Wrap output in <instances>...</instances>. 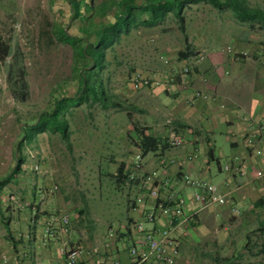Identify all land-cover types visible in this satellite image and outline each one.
I'll use <instances>...</instances> for the list:
<instances>
[{
  "label": "crops",
  "instance_id": "1",
  "mask_svg": "<svg viewBox=\"0 0 264 264\" xmlns=\"http://www.w3.org/2000/svg\"><path fill=\"white\" fill-rule=\"evenodd\" d=\"M252 6L264 9L261 5ZM169 14L174 16V11H169ZM166 19L167 16L153 27L163 25ZM166 31L162 29V32ZM183 32L186 43L183 50L177 52L175 48L174 51L168 48V51L159 52L170 60L166 64L159 56L165 66L159 74L167 78L185 66H190L192 72L185 78H178L170 92L165 87L164 91L151 87L149 89L153 91L144 92V95L152 98L151 112L160 116L155 118L157 123L147 133L161 141L164 136L176 133L183 139L184 146L172 147L162 142L158 151L142 155L143 170L168 180L175 179L180 172H189L215 183L230 199L226 205L203 208L196 221L179 228L182 236L178 264H204L199 255L204 248L210 253L207 264H216L215 258L220 257H232L231 264H264L263 255L258 254L264 242V176L257 175L258 170H264V141L260 146L252 136L256 131L255 125L264 120V68L257 63L252 68L254 62H245L240 54L226 51L232 44L236 52H247L253 47L257 56H264V25L257 24L252 29L247 23L239 34L230 31L225 37L223 33L231 42L227 46L221 43L220 30H215L212 37L200 30V34L191 36L186 27ZM180 51L186 53L180 56ZM198 52L205 54L203 61L194 59ZM195 89L207 91L211 97L197 98L188 103L187 98ZM173 98L182 100L172 101ZM138 153L142 150L137 146L136 152L123 159L122 162L127 161L125 169H132ZM152 153L153 156L147 159ZM159 155L174 158L175 162L162 166ZM190 155L195 157L189 159ZM226 165L229 169L225 168ZM120 183L119 188H127L130 193H135V197L144 192L137 180L132 184L128 180ZM57 185L56 191L51 190L53 184L48 182L6 184L0 189L3 207L0 210V264H63L61 249L71 246L83 249L79 264H114L116 260L129 264L131 245L128 241L132 240V225L142 216L141 207L130 205L134 198L128 201L125 222L116 228L113 235L109 232L104 239L103 236L95 238L94 233L85 235V230L79 227L77 215H84L87 210L72 207L69 184ZM174 188L177 193L188 197L189 211H193L197 207L192 199L195 190L181 182ZM161 191L164 194L168 190ZM12 195L15 200L11 199ZM147 200L148 204L153 202V199ZM64 214L70 218L67 230L61 220ZM48 227L54 229L53 235L47 234ZM255 234L262 240L261 244L254 240Z\"/></svg>",
  "mask_w": 264,
  "mask_h": 264
},
{
  "label": "rangeland",
  "instance_id": "2",
  "mask_svg": "<svg viewBox=\"0 0 264 264\" xmlns=\"http://www.w3.org/2000/svg\"><path fill=\"white\" fill-rule=\"evenodd\" d=\"M114 1L117 0H78L82 13L76 10L73 14L71 6L77 9V4L70 5L67 0H0V38L10 45L13 55L24 61L30 91L26 101L13 97L8 72L15 57L11 55L4 60L0 56V179L9 175L19 156L24 158L22 169L7 184H69L72 207L87 210L86 214L77 215L79 227L85 230V235L94 233L95 238L103 236V239L111 232V226L116 229L125 222L128 201L135 198L134 192L119 188L118 184L122 183L112 174L124 158L137 151L139 132L135 126L150 129L157 123L155 118L160 117L150 110L152 98L144 95L151 89H133L130 76L135 70L159 73L165 68L158 59L160 51L175 48L178 52L185 48V33L178 18L169 14L161 26L133 28L121 42L107 50L108 64L101 76L110 106L105 109L99 103L84 101L66 111L71 148L59 133L45 131L30 138L25 136V130L26 124L52 106L54 96L61 91V83L66 84L64 89L68 95H74L78 87L74 49L55 38V26L70 27L72 33L83 36V28L95 29L115 19ZM249 2L264 6V0ZM88 3L94 6V14L92 20L85 21L82 14H86ZM105 4L107 9L97 14L95 10ZM170 6V3L164 5L163 9ZM186 8L185 25L191 36L206 32L212 37L215 30H220L221 43L227 46L231 42L225 37L230 31L239 34L247 26L239 23L230 11H219L209 3ZM163 28L167 29L165 33ZM242 59L254 62L252 68L256 65L264 68V56H257L253 47ZM156 88L164 91V86ZM181 100L173 98L172 101ZM152 156L153 153L147 159ZM36 164L40 165V173L33 170ZM132 230L136 232L133 225ZM254 236L261 244L258 235ZM128 242L133 244L132 240ZM208 254L205 248L199 254L204 264L209 263Z\"/></svg>",
  "mask_w": 264,
  "mask_h": 264
},
{
  "label": "trees",
  "instance_id": "3",
  "mask_svg": "<svg viewBox=\"0 0 264 264\" xmlns=\"http://www.w3.org/2000/svg\"><path fill=\"white\" fill-rule=\"evenodd\" d=\"M173 1L178 3L174 4L171 0L114 1L113 5H117L113 6V8H115V19L111 22L103 23L95 29L88 27L83 28V36L72 33L70 27L67 29L66 26H55V38L69 43L74 49V71L77 77L78 87L74 95H68L64 89L66 84L61 83L59 85L61 91L58 95L54 96L52 106L48 110L40 112L32 123L26 124L28 128L25 130V136L31 138L45 131L59 133L62 138L67 141L69 148H71L69 123L65 116L66 111L69 110L70 107L80 105L84 101L99 103L105 109L110 106V97L107 94L101 76L102 69L108 64L106 53L109 48H113V46L121 42L123 36L128 35L134 27H153L161 23L169 11H174V16L177 17L180 22V28L185 31L186 18L184 16V9L188 5L200 3H209L219 11H230L237 21L249 23L252 29H255L257 24H260V26L264 25V9L258 6H252L249 0ZM67 2L70 5H73L74 2L76 4L79 3L78 0H67ZM169 3L171 6L167 9H163V6ZM87 5L85 10L86 14H82V18L85 21L92 20L94 14V6L90 3ZM79 6L81 5L77 4V9L71 6L73 14L76 10L82 13ZM105 8L107 9L106 4L95 11L98 14ZM0 53V56L4 60H7L11 55L12 58L15 57L8 72V82L13 97L18 101H26L30 95V91L27 78L28 71L24 61L21 57L18 58L13 55L10 45L5 44L1 38ZM185 53L184 51H180V56H183ZM135 128L139 132L136 143L137 146L141 148L143 155L149 152H156L159 147L163 145L161 139L147 133L148 129L138 128L136 126ZM23 163L24 158L18 156L13 170L8 176L0 179V189L14 180L16 175L21 171ZM125 167V162H121L117 174H112V177L118 182H125L129 179L128 173L125 172ZM246 245H249V241ZM258 254H262L264 257V242L261 244ZM232 259V257L215 258V263L231 264Z\"/></svg>",
  "mask_w": 264,
  "mask_h": 264
},
{
  "label": "built area",
  "instance_id": "4",
  "mask_svg": "<svg viewBox=\"0 0 264 264\" xmlns=\"http://www.w3.org/2000/svg\"><path fill=\"white\" fill-rule=\"evenodd\" d=\"M226 51L232 54H240L242 57L247 55L246 51L236 52L232 45H228ZM204 58L205 54L203 52L194 55V59L198 62L203 61ZM160 59L166 64L170 63L169 58L165 55H160ZM190 72H192L191 67L185 66L173 75L163 78L161 74L156 72L149 73L135 70L130 76V84L135 90L164 86L170 92L176 85L177 79L180 77L185 78ZM210 97L209 92L195 89L193 94L187 98V102L191 103L197 98ZM255 128L256 131L252 135L253 140L260 145L264 141V120L259 121ZM162 142L172 147L184 146L183 139L176 133L164 136ZM142 155L143 153L137 154L132 169H125V172L129 175L128 182L137 180V184H140V188L145 192V194L142 192V194L132 199L130 203L133 208H142V216L133 223L136 232L132 234L133 244L129 248L131 256L129 264H178L181 254L179 240L182 236L179 228L187 227L191 222L196 221L198 213L203 208L211 205H226L230 202V199L215 183L193 176L189 172H180L175 179L171 180L160 179L156 173L143 170ZM158 157L162 166H168L175 162L174 158H168L165 155H159ZM194 157L195 155H190L188 158L192 159ZM225 168L229 169V165H226ZM33 170L40 173V165H34ZM257 175L263 177L264 170H258ZM178 182L195 190L192 199L197 207L193 211H189L190 202L188 197L177 193L175 190V184ZM58 188L57 184H53L51 190L56 191ZM162 189L168 190L167 193L162 194ZM147 198L153 199V202L148 204ZM11 199L15 200L16 198L12 195ZM61 220L66 225L67 230L70 227L69 216L64 214ZM110 229L112 235L117 230L112 226ZM46 232L48 235H53L54 229L48 227ZM186 234L187 231L184 235ZM61 253L64 256L63 264H79L83 249L80 246L63 247ZM114 264H121V262L116 260Z\"/></svg>",
  "mask_w": 264,
  "mask_h": 264
}]
</instances>
